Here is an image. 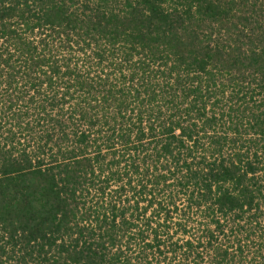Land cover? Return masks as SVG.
<instances>
[{
    "label": "trees",
    "instance_id": "1",
    "mask_svg": "<svg viewBox=\"0 0 264 264\" xmlns=\"http://www.w3.org/2000/svg\"><path fill=\"white\" fill-rule=\"evenodd\" d=\"M0 264H264V0H0Z\"/></svg>",
    "mask_w": 264,
    "mask_h": 264
},
{
    "label": "rangeland",
    "instance_id": "2",
    "mask_svg": "<svg viewBox=\"0 0 264 264\" xmlns=\"http://www.w3.org/2000/svg\"><path fill=\"white\" fill-rule=\"evenodd\" d=\"M184 202H185L184 199L182 201H179L178 202L179 205H180V207H182V205H184ZM180 213L181 212H179V214ZM179 214H176V215H179ZM183 215H184V213H183ZM177 217H179V216H177ZM180 217H185L184 219H187L190 222L191 225L193 224V226L195 227V229H198V227H203V225L200 222L201 221V218L198 217V215L194 214L193 212H191V218L190 219H188V215H184V216H181L180 215ZM176 219H178V218H176Z\"/></svg>",
    "mask_w": 264,
    "mask_h": 264
}]
</instances>
